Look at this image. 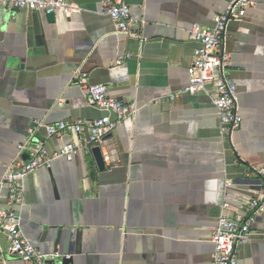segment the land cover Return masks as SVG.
Listing matches in <instances>:
<instances>
[{"label":"crops","instance_id":"0c3cea01","mask_svg":"<svg viewBox=\"0 0 264 264\" xmlns=\"http://www.w3.org/2000/svg\"><path fill=\"white\" fill-rule=\"evenodd\" d=\"M68 1L77 12L52 19L0 8V213L17 147L40 143L49 165L25 178L17 211L24 237L54 264H212L219 218L242 213L264 187V0L226 27L242 117L231 135L220 131L212 89H185L198 47L191 27L212 28L232 0H126L135 37L117 32L100 0ZM82 74L138 109L104 137L102 171L94 147L52 158L87 134L45 129L115 117L89 103ZM236 256L264 264V215ZM0 264H24L1 231Z\"/></svg>","mask_w":264,"mask_h":264},{"label":"built area","instance_id":"2783aa9c","mask_svg":"<svg viewBox=\"0 0 264 264\" xmlns=\"http://www.w3.org/2000/svg\"><path fill=\"white\" fill-rule=\"evenodd\" d=\"M102 13L108 16L118 33L135 37L133 27L137 21L132 17L126 0H100ZM252 0H232L226 10L214 20L212 28L193 25L190 29L192 40L198 45L192 62L187 69L188 85L185 93L194 95L200 91L212 89L213 104L217 110L222 134L231 135L240 128L242 117L237 110V91L233 80L227 72L230 55L225 52V32L230 21L240 20ZM2 9H27L41 11L46 15L62 12L65 15L77 12V8L68 0H0ZM80 85L88 93L91 105L113 113L114 118L103 116L88 122H60L47 126L48 137L60 136L64 133L77 135L87 134L86 139L77 143H69L53 159L66 158L71 160L80 152L89 151L93 147H102L104 137L112 133L125 119L133 117L138 109L133 104H125L111 98L105 85L89 83L86 74L81 75ZM18 157L9 167L4 176L7 191L6 203L8 210L0 213V231L8 242V250L16 255L24 264H54L56 255H46L38 251L20 230L17 209L23 205L24 180L34 171L49 165L45 147L40 143L18 146ZM22 153H28L29 159L24 160ZM103 159L107 160V157ZM226 203L223 208H228ZM264 215V187L245 206L242 213L228 218L221 216L217 227L212 232L211 241L214 245L212 264H238L237 247L250 241L252 224L256 217Z\"/></svg>","mask_w":264,"mask_h":264},{"label":"water","instance_id":"95a60500","mask_svg":"<svg viewBox=\"0 0 264 264\" xmlns=\"http://www.w3.org/2000/svg\"><path fill=\"white\" fill-rule=\"evenodd\" d=\"M49 19H52L53 18V13L52 14H49L47 15ZM91 153H92V156L96 162V165L98 167L99 170H104L105 168V165H104V162H103V157L101 155V152H100V148L99 147H94L92 150H91Z\"/></svg>","mask_w":264,"mask_h":264}]
</instances>
